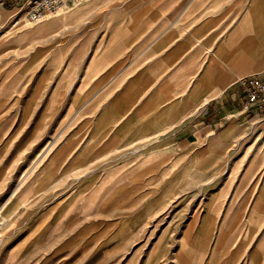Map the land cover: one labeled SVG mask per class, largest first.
Returning <instances> with one entry per match:
<instances>
[{
	"label": "rangeland",
	"instance_id": "obj_1",
	"mask_svg": "<svg viewBox=\"0 0 264 264\" xmlns=\"http://www.w3.org/2000/svg\"><path fill=\"white\" fill-rule=\"evenodd\" d=\"M26 8L0 0V264H180L189 223L236 212L246 171L260 163L243 155L259 147L260 124L233 155L199 152L201 172L187 153L207 143L172 135L206 106L154 140L95 139L92 119L134 68L90 103H71L98 84L92 63L112 45L55 28L70 7L38 23Z\"/></svg>",
	"mask_w": 264,
	"mask_h": 264
},
{
	"label": "crops",
	"instance_id": "obj_2",
	"mask_svg": "<svg viewBox=\"0 0 264 264\" xmlns=\"http://www.w3.org/2000/svg\"><path fill=\"white\" fill-rule=\"evenodd\" d=\"M8 1L27 5L33 0ZM68 7V16L53 21L55 28L84 35L89 43L99 39L112 45L107 57L103 47L92 63L102 66L98 84L87 86L84 96L76 94L71 103H90L94 90L108 92L134 68L92 119L95 139L154 140L206 106L203 115L172 135L185 147L200 139L207 143L208 148L192 147L187 153L196 156L195 171L201 172L199 152L233 155L237 142L260 124L259 147L243 152L260 163L246 171L236 212L224 214L223 223L213 213L205 214L203 223H189L188 255L180 264H264V118L254 120L259 112L241 113L233 87L242 77L264 72V0H83ZM189 123L192 129L186 128ZM212 161L216 172L221 161Z\"/></svg>",
	"mask_w": 264,
	"mask_h": 264
},
{
	"label": "built area",
	"instance_id": "obj_3",
	"mask_svg": "<svg viewBox=\"0 0 264 264\" xmlns=\"http://www.w3.org/2000/svg\"><path fill=\"white\" fill-rule=\"evenodd\" d=\"M80 1L83 0H33L27 4V19L31 23L41 22ZM233 87L241 113H264V72L242 77Z\"/></svg>",
	"mask_w": 264,
	"mask_h": 264
},
{
	"label": "bare ground",
	"instance_id": "obj_4",
	"mask_svg": "<svg viewBox=\"0 0 264 264\" xmlns=\"http://www.w3.org/2000/svg\"><path fill=\"white\" fill-rule=\"evenodd\" d=\"M238 27V26H237Z\"/></svg>",
	"mask_w": 264,
	"mask_h": 264
}]
</instances>
